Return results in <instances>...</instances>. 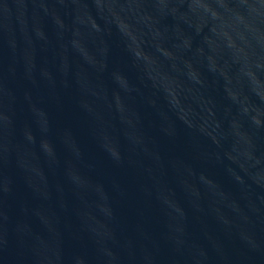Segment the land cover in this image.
Returning <instances> with one entry per match:
<instances>
[{
    "label": "water",
    "instance_id": "1",
    "mask_svg": "<svg viewBox=\"0 0 264 264\" xmlns=\"http://www.w3.org/2000/svg\"><path fill=\"white\" fill-rule=\"evenodd\" d=\"M0 264H264V0H0Z\"/></svg>",
    "mask_w": 264,
    "mask_h": 264
}]
</instances>
